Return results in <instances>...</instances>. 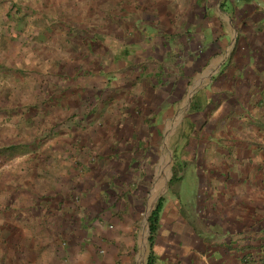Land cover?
I'll use <instances>...</instances> for the list:
<instances>
[{
  "label": "rangeland",
  "instance_id": "1",
  "mask_svg": "<svg viewBox=\"0 0 264 264\" xmlns=\"http://www.w3.org/2000/svg\"><path fill=\"white\" fill-rule=\"evenodd\" d=\"M91 3L50 0L54 34L30 11L4 19L22 32L0 33V148L17 147L0 154V264H146L161 196L156 264H197L227 169L196 110L236 49L165 40L162 0L130 2L132 32H88Z\"/></svg>",
  "mask_w": 264,
  "mask_h": 264
},
{
  "label": "crops",
  "instance_id": "2",
  "mask_svg": "<svg viewBox=\"0 0 264 264\" xmlns=\"http://www.w3.org/2000/svg\"><path fill=\"white\" fill-rule=\"evenodd\" d=\"M25 1L28 0H0L2 35L9 30L14 33L12 37L17 38L22 28L18 29L17 23L15 27H9L4 19L13 15L22 17L29 11L36 14V22H46L48 27L51 23L53 34L58 31L55 27L65 26L62 18L56 19L51 14L53 5L49 4L50 0H29L30 8L25 6ZM91 1L93 3L87 10L93 14L86 16L81 24L88 32L110 34L120 29L132 32L126 24L135 20L136 27L141 20L140 15H135L138 10L133 8L132 0ZM61 2L58 4L60 11L64 8ZM122 2H127V6L123 7ZM162 2L164 9L159 16L158 30L168 34L165 40L169 37V42L177 43L179 35L184 34L185 44L190 41L205 48L236 49L232 57L222 62L223 73L217 76L212 88L198 99L201 104L196 112L209 115L200 123L207 121L206 127L216 130L218 140H226L225 150L220 147L211 149L218 152L217 155L223 154L215 159L227 169V177L221 186L213 183L209 188L214 206L220 201L215 195L224 194L223 208H218L221 212L218 217L207 222L218 230H212L198 240V249L201 250L193 254L196 263L264 264V0ZM144 7L145 4L136 8ZM104 10L111 16L109 24L105 22L107 20L103 21ZM124 21L128 22L123 24ZM147 24L155 31L154 23ZM123 25L129 29L121 28ZM62 31L65 34L64 28ZM67 32L71 36V28ZM67 39L66 44L71 43L69 37ZM193 157L198 160L197 156Z\"/></svg>",
  "mask_w": 264,
  "mask_h": 264
},
{
  "label": "trees",
  "instance_id": "3",
  "mask_svg": "<svg viewBox=\"0 0 264 264\" xmlns=\"http://www.w3.org/2000/svg\"><path fill=\"white\" fill-rule=\"evenodd\" d=\"M195 106V105H194ZM17 149L15 145H10L5 148H0V154L3 152H10ZM176 179V176L173 175L170 179V186H172V183ZM165 207V197L161 196L158 200V203L156 207L152 210L150 217H149V243H150V251L147 257L146 264H156L157 261V255L155 253V246H156V237L160 228V220H161V214Z\"/></svg>",
  "mask_w": 264,
  "mask_h": 264
},
{
  "label": "built area",
  "instance_id": "4",
  "mask_svg": "<svg viewBox=\"0 0 264 264\" xmlns=\"http://www.w3.org/2000/svg\"><path fill=\"white\" fill-rule=\"evenodd\" d=\"M263 177H264V171H263Z\"/></svg>",
  "mask_w": 264,
  "mask_h": 264
},
{
  "label": "bare ground",
  "instance_id": "5",
  "mask_svg": "<svg viewBox=\"0 0 264 264\" xmlns=\"http://www.w3.org/2000/svg\"><path fill=\"white\" fill-rule=\"evenodd\" d=\"M213 70V69H212ZM194 90V89H193ZM181 114V113H180ZM167 152V151H166Z\"/></svg>",
  "mask_w": 264,
  "mask_h": 264
},
{
  "label": "water",
  "instance_id": "6",
  "mask_svg": "<svg viewBox=\"0 0 264 264\" xmlns=\"http://www.w3.org/2000/svg\"><path fill=\"white\" fill-rule=\"evenodd\" d=\"M152 212V211H151ZM150 217V216H149Z\"/></svg>",
  "mask_w": 264,
  "mask_h": 264
}]
</instances>
